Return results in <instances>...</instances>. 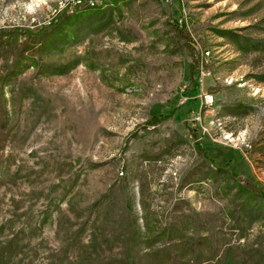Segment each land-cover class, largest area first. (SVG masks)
<instances>
[{
    "label": "rangeland",
    "instance_id": "obj_1",
    "mask_svg": "<svg viewBox=\"0 0 264 264\" xmlns=\"http://www.w3.org/2000/svg\"><path fill=\"white\" fill-rule=\"evenodd\" d=\"M88 1L0 0V264H264V0Z\"/></svg>",
    "mask_w": 264,
    "mask_h": 264
},
{
    "label": "trees",
    "instance_id": "obj_2",
    "mask_svg": "<svg viewBox=\"0 0 264 264\" xmlns=\"http://www.w3.org/2000/svg\"><path fill=\"white\" fill-rule=\"evenodd\" d=\"M189 96H190V94H189ZM189 98V97H188ZM196 100V97L195 98H193V100H192V104L189 106V108L191 109V110H195V101ZM198 148H199V150L200 151H202L203 152V154L207 157V158H209V153H208V150L203 146V144H198ZM209 160H210V158H209ZM232 176L236 179V180H238L241 184H245V185H247L248 187H250V188H253L254 189V187H253V185L249 182V181H244L243 179H241L239 176L240 175H234V174H232ZM262 256H263V254H262ZM193 262H191L190 264H202V263H200V262H195V260H192ZM128 263L127 264H134V261L132 260V259H130L129 261H127ZM169 261H164V262H162V264H166V263H168ZM203 264H206V263H203ZM207 264H209V263H207ZM210 264H248L246 261H242L241 259H238V257L233 253V251H232V249L231 248H229V249H227L225 252H224V254L223 255H221L220 256V258L218 259V260H214L212 263H210Z\"/></svg>",
    "mask_w": 264,
    "mask_h": 264
},
{
    "label": "built area",
    "instance_id": "obj_3",
    "mask_svg": "<svg viewBox=\"0 0 264 264\" xmlns=\"http://www.w3.org/2000/svg\"><path fill=\"white\" fill-rule=\"evenodd\" d=\"M79 2L81 3L82 0H79ZM88 3H89V4H95V0H89Z\"/></svg>",
    "mask_w": 264,
    "mask_h": 264
},
{
    "label": "bare ground",
    "instance_id": "obj_4",
    "mask_svg": "<svg viewBox=\"0 0 264 264\" xmlns=\"http://www.w3.org/2000/svg\"><path fill=\"white\" fill-rule=\"evenodd\" d=\"M96 2V1H95Z\"/></svg>",
    "mask_w": 264,
    "mask_h": 264
}]
</instances>
